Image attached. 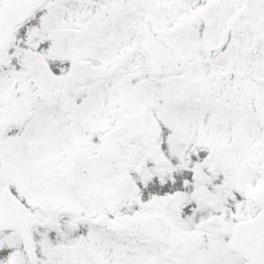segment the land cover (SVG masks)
<instances>
[{"label":"snow or ice","instance_id":"6c2138e0","mask_svg":"<svg viewBox=\"0 0 264 264\" xmlns=\"http://www.w3.org/2000/svg\"><path fill=\"white\" fill-rule=\"evenodd\" d=\"M0 264H264V0H0Z\"/></svg>","mask_w":264,"mask_h":264}]
</instances>
